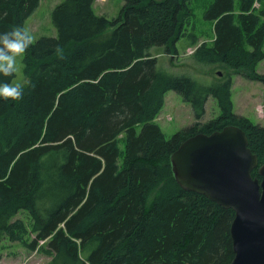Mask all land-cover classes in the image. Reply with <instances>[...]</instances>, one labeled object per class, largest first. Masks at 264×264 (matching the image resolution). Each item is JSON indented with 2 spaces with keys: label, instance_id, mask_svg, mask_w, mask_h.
I'll use <instances>...</instances> for the list:
<instances>
[{
  "label": "trees",
  "instance_id": "trees-1",
  "mask_svg": "<svg viewBox=\"0 0 264 264\" xmlns=\"http://www.w3.org/2000/svg\"><path fill=\"white\" fill-rule=\"evenodd\" d=\"M40 1L0 0V33L24 27ZM121 1L112 21L95 14L94 0L57 4V36L38 38L23 55L22 98H0V243L40 253L46 264H229L233 211L181 189L170 157L192 136L234 126L260 179L264 126L233 112L231 75L264 85L256 72L264 0H213L203 14L210 43L186 33L193 0ZM188 37L197 64L229 71L222 83L157 69L150 49L173 56ZM168 91L190 105L194 122L167 139L154 120ZM209 98L219 113L202 122Z\"/></svg>",
  "mask_w": 264,
  "mask_h": 264
},
{
  "label": "rangeland",
  "instance_id": "rangeland-1",
  "mask_svg": "<svg viewBox=\"0 0 264 264\" xmlns=\"http://www.w3.org/2000/svg\"><path fill=\"white\" fill-rule=\"evenodd\" d=\"M62 1L41 0L34 14L25 20L24 27L34 36V41L42 36H57L52 24L51 14L54 7ZM212 1L193 0L190 4L193 15L185 29L186 33L198 38V43H210L213 38L212 23L203 17L204 9ZM122 5L123 1L121 0H94L93 10L96 15L104 16L107 20L112 21L118 17ZM254 7L258 8V4L255 3ZM113 28L114 26H109L106 33H111ZM192 39V37L180 39L176 43L177 54L173 56L165 54L162 47L150 49V53L157 57V69L169 76L189 77L205 86L222 83L227 78L229 71L222 70L212 64H197L192 57L194 51V48L190 47ZM22 58L23 56L18 57V71L14 73L11 82L19 81L23 86L26 84L27 79L23 74ZM256 72L264 75V60L257 65ZM231 100L235 114L264 126V85L262 83L248 80L242 75L232 74ZM218 113L215 100L209 98L205 104V114L201 121L207 122L217 116ZM154 122L168 139L179 130L190 126L194 119L190 105L183 102L175 92L168 91L164 97L163 107ZM140 128L138 126L137 131ZM17 217L24 218L25 215L19 214ZM48 261L49 258L40 253L28 251L18 243H10L6 240L0 243V264H46Z\"/></svg>",
  "mask_w": 264,
  "mask_h": 264
},
{
  "label": "water",
  "instance_id": "water-1",
  "mask_svg": "<svg viewBox=\"0 0 264 264\" xmlns=\"http://www.w3.org/2000/svg\"><path fill=\"white\" fill-rule=\"evenodd\" d=\"M170 164L181 189L233 211L229 264H264V164L257 169L260 179L253 178L258 160L244 132L227 126L192 136L171 155Z\"/></svg>",
  "mask_w": 264,
  "mask_h": 264
},
{
  "label": "clouds",
  "instance_id": "clouds-1",
  "mask_svg": "<svg viewBox=\"0 0 264 264\" xmlns=\"http://www.w3.org/2000/svg\"><path fill=\"white\" fill-rule=\"evenodd\" d=\"M34 36L22 26H14L10 31L0 33V76L13 77L18 71V57L32 45ZM23 96L22 84L17 81L0 82V98L13 101Z\"/></svg>",
  "mask_w": 264,
  "mask_h": 264
},
{
  "label": "crops",
  "instance_id": "crops-1",
  "mask_svg": "<svg viewBox=\"0 0 264 264\" xmlns=\"http://www.w3.org/2000/svg\"><path fill=\"white\" fill-rule=\"evenodd\" d=\"M208 101V100H207Z\"/></svg>",
  "mask_w": 264,
  "mask_h": 264
}]
</instances>
